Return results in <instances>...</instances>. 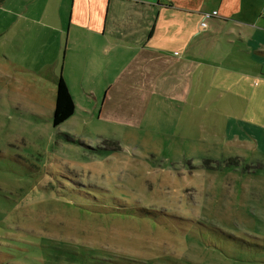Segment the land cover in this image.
Listing matches in <instances>:
<instances>
[{"label": "rangeland", "instance_id": "rangeland-1", "mask_svg": "<svg viewBox=\"0 0 264 264\" xmlns=\"http://www.w3.org/2000/svg\"><path fill=\"white\" fill-rule=\"evenodd\" d=\"M88 36L57 65L0 57V264H264V93L215 68L180 97ZM55 69L76 103L57 127Z\"/></svg>", "mask_w": 264, "mask_h": 264}, {"label": "crops", "instance_id": "crops-1", "mask_svg": "<svg viewBox=\"0 0 264 264\" xmlns=\"http://www.w3.org/2000/svg\"><path fill=\"white\" fill-rule=\"evenodd\" d=\"M72 27L117 62L119 50L131 55V67L139 55L133 68L154 74L162 88L174 74L180 97L192 96L193 78L212 79L215 68L223 92L264 93V0H0V57L57 65ZM40 48L55 49L54 60L40 59ZM63 72L54 70L57 82Z\"/></svg>", "mask_w": 264, "mask_h": 264}, {"label": "trees", "instance_id": "trees-1", "mask_svg": "<svg viewBox=\"0 0 264 264\" xmlns=\"http://www.w3.org/2000/svg\"><path fill=\"white\" fill-rule=\"evenodd\" d=\"M76 111V103L69 85L63 77L57 83L53 126L57 127L69 119Z\"/></svg>", "mask_w": 264, "mask_h": 264}]
</instances>
